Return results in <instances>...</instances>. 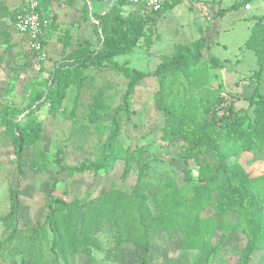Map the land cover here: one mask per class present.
Returning <instances> with one entry per match:
<instances>
[{
	"label": "rangeland",
	"instance_id": "374dc122",
	"mask_svg": "<svg viewBox=\"0 0 264 264\" xmlns=\"http://www.w3.org/2000/svg\"><path fill=\"white\" fill-rule=\"evenodd\" d=\"M241 1H172L175 3L159 13L157 22L145 26L143 38L130 53L117 56L100 68L87 69L81 76V84L68 87L58 112L38 113L42 125L39 141L18 158L6 134L4 110L25 108L30 93L43 90L54 66L76 49L99 47L93 31L95 15H102L113 6L122 11L123 17L139 14L150 19L156 15L127 0H36L42 16L48 20L52 17L49 36L44 41L49 54L46 52L47 59L38 62L14 28L15 17L25 1L0 0V264H65L63 258L55 263L49 250L50 235L35 246L32 259L27 249V237L44 221L46 207L51 202L50 179H56L53 197L66 203L77 201L82 205L111 190L131 195L138 185L137 168L133 166L128 178L122 180L124 162L120 156L141 146L147 147L144 158L159 167L148 181L156 185L159 175H170L176 190L175 200L180 202L183 198L192 203L196 197L193 189L201 187L199 182L204 181L202 196L197 198V215L193 218L198 222L197 230L186 229L183 235L176 234L173 238L166 232L151 234L145 260L143 250L132 244H122L116 253L111 234L104 228L97 236L99 248L92 249L89 255L66 254L68 264H243L247 239L235 229L239 214L220 200L224 179L219 183L208 181L211 171L206 166L214 162L212 152H204L197 160L178 159L184 143L178 139L168 142L161 139L165 120L154 104L159 96L164 107L178 106L184 115L200 122L222 97L224 102L217 107V115L232 108L252 118L253 107L248 99L257 84L256 79L250 78L256 70V59L244 43L253 25L252 18L264 16V0H252L248 10L244 5L215 18L219 9ZM200 35L207 45L200 62L190 63L186 70L165 78L142 81L128 110H119L129 72L153 70L179 46H192ZM256 38L261 49L262 35ZM212 57L219 59L221 66L218 63V67L212 66L209 62ZM259 83L263 93L264 73ZM113 119L120 128L112 145L117 157L113 167L108 172L87 170L71 175L63 172L62 167L79 169L99 163L105 155ZM224 162L227 167L239 166L250 178L264 176V155L259 153H242ZM10 191L16 192L19 200L13 224L2 220L9 212ZM148 205L154 213L156 204L152 197L148 198ZM13 229L21 231V235L14 237ZM249 264H264V250L255 251Z\"/></svg>",
	"mask_w": 264,
	"mask_h": 264
},
{
	"label": "trees",
	"instance_id": "16d2710c",
	"mask_svg": "<svg viewBox=\"0 0 264 264\" xmlns=\"http://www.w3.org/2000/svg\"><path fill=\"white\" fill-rule=\"evenodd\" d=\"M251 1L242 0L226 9H219L215 18L222 17L240 6L249 5ZM174 3L165 0L160 11L150 12L156 15L155 18L150 19H145L139 14L123 17L122 11L116 6L102 15H95L96 24L93 31L99 47L96 50L87 47L76 49L64 61L54 66L43 90L30 93L25 108L19 111L4 110L6 134L16 149L17 157L21 158L26 148L35 146L39 141L42 131L41 122L38 120L39 112L46 110L48 115L58 112L66 90L72 84H81L84 71L100 68L105 63H112L113 58L130 53L143 38L145 26L157 22L159 13L162 10L167 11ZM136 6L146 9L142 3ZM38 11L41 12L39 8ZM43 18L48 20L46 17ZM49 20V26L45 31L52 26V17H49ZM252 21L253 25L244 43L246 50H250L256 59V70L250 78L256 79L257 84L248 99L250 106L253 107L252 118L246 112L234 111L232 108L217 115V107L224 102L222 97H219L208 109V117L200 122L184 115L178 106L164 107L159 96L154 99L157 110L162 113L165 120L161 139L165 142L178 139L184 143V151L178 155V159L183 162L197 160L204 152H212L214 162L206 166L211 171L208 181L219 183L224 179L220 200L230 207L233 206L239 214L235 229L247 239L243 249V264H249L255 251L264 250V176L250 178L239 166L227 167L224 160L246 152L264 155V90L261 93L259 85L264 73V46L259 49L260 43L256 38L262 35V41L264 40V16H254ZM41 41L44 44V40ZM206 47L204 37L200 36L192 46H179L170 58L164 59L153 70L129 72L119 110L122 112L128 110L135 90L142 81L150 78H165L186 70L190 63L201 61L202 51ZM209 62L214 67L221 66L220 60L215 57ZM119 129L118 122L113 119L109 140L105 146V155L99 159L97 165L83 166L79 169L62 167L61 170L69 175L81 174L87 170L108 172L117 158L112 145L119 135ZM146 149L147 147L141 146L132 151L126 150L120 156L124 162L122 180L128 178L133 166L137 168L138 185L131 195L119 190H111L102 197L89 200L82 205L77 201L66 203L53 197L56 179L51 178L52 188L49 191L51 202L46 207L44 221L38 224L36 229L31 230L30 236L27 237L30 258L34 257L32 254L36 252L35 246L50 235L49 250L55 263L63 258L65 264H68L66 254L89 255L92 249L97 250L99 248L97 236L106 228L111 234V244L116 253L119 252L122 244H132L143 250L146 260L151 234L166 232L170 238H173L176 234L183 235L186 229L190 232L192 229L197 230L198 222H194L193 218L197 215V198L202 196L204 181L199 182L201 187L193 189L196 197L192 203L189 204L183 198L180 202L178 199L175 200L176 190L173 188L170 175H159L156 185L148 181V177L156 174L159 167L151 165V161L144 158L148 152ZM61 159L59 155V163L62 162ZM149 197H152L156 204L154 213L148 205ZM18 208L17 194L10 191L9 212L2 220L10 224L15 223ZM12 235L19 237L21 231L13 229Z\"/></svg>",
	"mask_w": 264,
	"mask_h": 264
},
{
	"label": "built area",
	"instance_id": "2783aa9c",
	"mask_svg": "<svg viewBox=\"0 0 264 264\" xmlns=\"http://www.w3.org/2000/svg\"><path fill=\"white\" fill-rule=\"evenodd\" d=\"M25 5L16 15L14 28L25 43L27 51L34 56L38 62L47 59L45 46L41 41L45 29L49 26V21L44 19L41 12L38 11L36 0H24ZM130 4L136 5L142 3L149 12H158L161 10L165 0H127ZM249 5L245 6L248 10Z\"/></svg>",
	"mask_w": 264,
	"mask_h": 264
},
{
	"label": "crops",
	"instance_id": "0c3cea01",
	"mask_svg": "<svg viewBox=\"0 0 264 264\" xmlns=\"http://www.w3.org/2000/svg\"><path fill=\"white\" fill-rule=\"evenodd\" d=\"M168 1H171V2H172V1H174V0H168ZM189 9H190V11L193 12L192 8L189 7ZM48 31H49V30L45 31L44 34H43V40H44V41H45V38L49 36ZM200 36H202V35H200ZM44 43H45V42H44ZM44 46H45V45H44ZM45 50H46L47 53L49 52V50L47 49V46H45ZM48 54H49V53H48Z\"/></svg>",
	"mask_w": 264,
	"mask_h": 264
}]
</instances>
